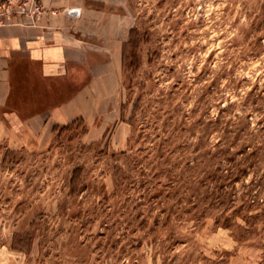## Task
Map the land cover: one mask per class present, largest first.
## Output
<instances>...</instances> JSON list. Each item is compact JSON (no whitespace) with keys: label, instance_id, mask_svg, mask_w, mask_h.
<instances>
[{"label":"rangeland","instance_id":"obj_1","mask_svg":"<svg viewBox=\"0 0 264 264\" xmlns=\"http://www.w3.org/2000/svg\"><path fill=\"white\" fill-rule=\"evenodd\" d=\"M64 1L124 26L116 114L0 144V264H264V0Z\"/></svg>","mask_w":264,"mask_h":264},{"label":"crops","instance_id":"obj_2","mask_svg":"<svg viewBox=\"0 0 264 264\" xmlns=\"http://www.w3.org/2000/svg\"><path fill=\"white\" fill-rule=\"evenodd\" d=\"M42 2L33 18L0 23V144L25 136L41 143L77 119L107 128L116 114L108 108L121 75L118 16L84 2Z\"/></svg>","mask_w":264,"mask_h":264},{"label":"built area","instance_id":"obj_3","mask_svg":"<svg viewBox=\"0 0 264 264\" xmlns=\"http://www.w3.org/2000/svg\"><path fill=\"white\" fill-rule=\"evenodd\" d=\"M18 6L22 9V12H26L29 16L30 15L35 16L44 10L43 7L40 6L38 4V1L36 0H22L20 1ZM2 15L3 13H0V16Z\"/></svg>","mask_w":264,"mask_h":264}]
</instances>
